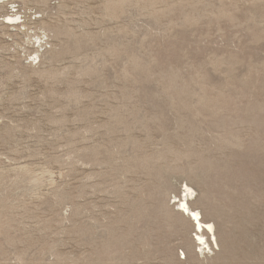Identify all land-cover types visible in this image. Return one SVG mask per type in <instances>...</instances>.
Listing matches in <instances>:
<instances>
[{"label": "rangeland", "instance_id": "1", "mask_svg": "<svg viewBox=\"0 0 264 264\" xmlns=\"http://www.w3.org/2000/svg\"><path fill=\"white\" fill-rule=\"evenodd\" d=\"M0 264H264V0L1 4Z\"/></svg>", "mask_w": 264, "mask_h": 264}, {"label": "bare ground", "instance_id": "2", "mask_svg": "<svg viewBox=\"0 0 264 264\" xmlns=\"http://www.w3.org/2000/svg\"><path fill=\"white\" fill-rule=\"evenodd\" d=\"M7 1L9 0H0V5ZM6 20L12 24L18 23V18L16 16L14 17L13 15L8 16ZM194 195V190L185 185L181 192V196L177 201L178 211H181L184 215L188 216L192 220L193 226L195 228L194 241L198 243L197 246L203 249H209V242L212 246H217L216 238L214 235V226L210 223L202 222L200 213L190 208L188 202L193 199ZM206 237H208L209 242L207 241ZM185 258L186 257L184 256V259Z\"/></svg>", "mask_w": 264, "mask_h": 264}]
</instances>
